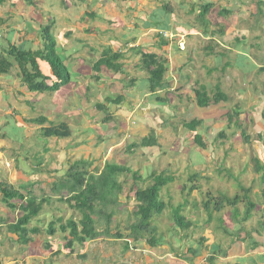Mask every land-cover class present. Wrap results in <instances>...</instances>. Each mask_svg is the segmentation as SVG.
Returning a JSON list of instances; mask_svg holds the SVG:
<instances>
[{
    "label": "rangeland",
    "instance_id": "rangeland-1",
    "mask_svg": "<svg viewBox=\"0 0 264 264\" xmlns=\"http://www.w3.org/2000/svg\"><path fill=\"white\" fill-rule=\"evenodd\" d=\"M32 1L33 5L28 0H18V4L12 5L0 3L4 20L0 19V32L5 38L9 30L21 28L12 37L19 45L24 42L18 34L27 26L32 28L28 31L32 39L35 34L40 35V22L52 24L71 82L60 91L43 93L40 100L41 94L28 92L26 100L20 97L22 105L11 104L25 118L44 115L47 121L43 126L28 123L32 129L20 130L14 127L11 118L9 126L2 130L9 145L7 148L0 145V182L15 188L32 184L31 189L38 195L44 192L49 201L30 225L40 227L42 232L32 235L34 240L24 244L9 239L16 240L17 236L8 231L7 224L15 221L20 212L8 208L0 194L2 264H264V181L255 165L257 160L264 165V0H120L124 5L106 13V17L113 19L104 17L102 23L84 16L91 10L87 6L89 0ZM205 4L212 5L202 15L200 11ZM34 18L38 21H32ZM163 19L174 29L166 32L168 39L158 35L160 29L147 30V22L163 24ZM63 39L66 41L62 43ZM162 39L169 44L160 46ZM25 41L28 48H36V41ZM0 43H4L2 39ZM72 46L75 53L68 57L66 47ZM111 46L123 54L119 60L123 73L105 66L100 71L93 68L101 52ZM1 48L5 45H1L0 51ZM139 50L167 55L170 65L165 73L167 87L174 85V74L189 85L182 93L162 90L160 95L166 97L163 105L148 96L143 91L147 82H142L148 74L142 67ZM10 71L9 77L2 75L1 80L12 79L15 91L24 89L16 64ZM133 79L135 82L131 84ZM201 86L206 87L212 100L216 91L223 92L227 100L198 108L196 91ZM123 94L127 101L119 106L112 102ZM137 95L141 105L151 106V117L159 125L153 120L140 125L136 111L135 115L130 111L138 103ZM68 97L72 98L70 105L65 101ZM3 100L2 123V114L14 111ZM101 103L114 112L108 121L104 120L110 112L102 111L98 107ZM61 109L71 111V117L66 118ZM166 110L169 118L164 117ZM194 116L201 120L196 130L188 126ZM63 119L74 129L69 138L43 135L41 127L57 125ZM153 128L158 135L157 144L129 149L132 142L139 143ZM196 134L201 136L204 147L194 139ZM75 162H84L94 174L110 162L144 176L152 172L174 176V181L162 190L166 208L153 219L159 238L155 246L145 245L148 236L137 242L130 238L128 246L125 238L115 237L116 232L128 237V226L135 220L136 203L125 192L119 195L120 204L108 233L100 221L97 228L102 233L98 238L83 245L74 243L71 248L66 245L71 237L60 231L58 225L54 235L45 232L56 217H73L77 221L81 217L79 211L59 200L51 190ZM82 167L79 169H86ZM126 177L130 182V173L120 175V180ZM139 186H145L144 182ZM193 186L196 187L191 189ZM224 195L240 196L237 216L226 205L220 212L211 209L209 218L204 203ZM248 200L254 206L245 219ZM179 204H183L182 214L191 222V227L185 230L175 227L172 216V207Z\"/></svg>",
    "mask_w": 264,
    "mask_h": 264
},
{
    "label": "trees",
    "instance_id": "trees-1",
    "mask_svg": "<svg viewBox=\"0 0 264 264\" xmlns=\"http://www.w3.org/2000/svg\"><path fill=\"white\" fill-rule=\"evenodd\" d=\"M4 0H0L2 4ZM29 4H34L32 0H28ZM211 4L203 6L202 15L208 12ZM225 12H229L224 9ZM93 15V14H92ZM40 45L38 48H28L26 41L24 44L16 45L15 43H5V48L0 51V76L10 72L11 68L16 64L20 80L30 92H51L57 91L62 86L67 85L71 81V73L66 66L61 55L57 51L56 37L52 32V24L43 25L40 22ZM154 28L160 29L158 35L162 37L160 32L169 28L167 24L155 23ZM206 32V30H204ZM28 40L27 43H29ZM169 42L165 39L161 40L160 46L167 45ZM42 45V47H41ZM32 47V46H31ZM142 56V67L146 69L149 78L147 80V88L156 100L165 101V96H161L160 92L166 90L165 73L168 70V58L160 55L158 52H144L139 50ZM162 56V57H161ZM123 54L113 51L111 48L105 50L100 58L94 63L93 68L100 71L101 67L105 66L114 72H124L123 64L119 62ZM135 79L131 80L134 84ZM146 82V80H145ZM179 89H176V91ZM144 91V90H143ZM175 91V90H173ZM112 99V98H110ZM123 96L116 97L113 103L121 102ZM109 100V98H108ZM226 95L221 91H216V97L212 100L206 91L205 86H201V90L196 91V103L200 108H207L211 104H217L221 101H226ZM102 111L107 110L105 104H98ZM230 114V113H229ZM104 121L111 119V113L106 114ZM264 118V116H263ZM31 123L44 124L47 121L46 117H38L29 120ZM201 123V120H191L190 128L194 130L196 125ZM232 121L229 119V124ZM245 134V132L243 133ZM45 137L68 138L72 135V131L65 123L55 126L43 128ZM223 135V134H221ZM196 142L204 147L202 138L199 134L194 136ZM158 143L155 131H152L148 136H145L139 143L132 142L129 146L130 150H135L137 147H152ZM85 162V161H84ZM75 162L66 176L54 184L53 193H56L59 200H64L70 206L79 211L81 217L75 220L73 217L64 219V217H56L52 220L45 232L48 235H54L59 228L62 232H68L71 240H68L67 246L73 247L74 243L83 245L87 240L98 238L102 231L98 230L97 224L100 221L106 225L105 233L110 231V225L117 213V206L120 204L119 195L126 193L128 199L132 198L135 205V220L129 224L130 234L128 237L122 236L120 232L115 233L116 238H125L126 246L129 240L137 242L144 237L145 245L148 247L155 246L159 238H157V228L153 224L154 217L161 215L166 208V203L163 201V188L174 181V176L165 173L152 172L144 176L137 171L130 169L127 166L115 163H106L101 171L97 174L90 172L87 169L86 162ZM256 169L262 173L264 181V165L257 160L255 162ZM79 166H83L79 169ZM124 173L131 174V181L126 177L120 180V175ZM144 182L145 186H139V183ZM193 186L191 189H194ZM30 188V189H29ZM32 184L23 185L20 188H15L8 183L0 182V194L2 201L12 210H19L20 215L13 222H8L7 229L10 233L15 234L17 239H12L13 242L24 244L31 243L34 240L32 235L40 234L41 228L38 226H30L35 217L39 216L43 210L44 204L49 201L44 192L36 194ZM127 190V191H125ZM24 191V192H22ZM213 202V203H212ZM241 202L240 196L233 197L220 196L215 201H207L204 203V208L208 211L209 218L212 216V211L220 212L226 205H229L235 210ZM213 204V206L211 205ZM248 209L245 214L247 219L250 216V211L254 206L251 200L247 201ZM173 209V220L176 228L182 230L191 227V222L182 214L183 204H179ZM264 224V222H263ZM58 225V228L56 227ZM114 236V235H113ZM128 248V247H126ZM215 248H218L215 246ZM71 252H73L71 250ZM0 264H2L0 256Z\"/></svg>",
    "mask_w": 264,
    "mask_h": 264
},
{
    "label": "crops",
    "instance_id": "crops-1",
    "mask_svg": "<svg viewBox=\"0 0 264 264\" xmlns=\"http://www.w3.org/2000/svg\"><path fill=\"white\" fill-rule=\"evenodd\" d=\"M14 3H19L18 2V0H4L3 1V5L5 4H10V5H12V4H14ZM124 4H122L121 2H120V0H104V2L103 1H101V0H89L88 1V3H87V6L89 7V8H91V10H87L86 12H85V14H84V16L85 17H90V18H92V19H94L95 21L94 22H96V23H99V22H104V20H103V18L105 17V18H108V19H113V18H110V17H106V13H113V10H115L116 8H118V7H121V6H123ZM168 6H170V5H168ZM97 11H100L101 13H98ZM201 12V11H200ZM188 13H189V11H188ZM93 14V15H92ZM189 14H191V13H189ZM155 17V16H154ZM157 17V16H156ZM84 17H82V19H83ZM97 18H99V19H97ZM0 19H1V21L3 22L4 20L2 19V14H1V12H0ZM38 21V19L37 18H34V19H32V21ZM99 20V21H98ZM143 20V19H142ZM156 20H160L158 17H157V19ZM114 21V20H113ZM144 21V20H143ZM112 23H114V22H112ZM155 23H160V22H147L146 23V26H147V30H156V28H154V27H152V26H154L153 24H155ZM162 23H164V24H168V22H166L164 19H163V21H162ZM69 24H70V22H69ZM169 26V28L168 29H166V30H164V31H174V29H173V27L172 26H170V25H168ZM20 29L21 28H17V31L19 32L20 31ZM31 29L32 28H30V27H28L27 26V29H25L24 28V30H23V33H20V34H18V36L19 37H21L22 39H23V42L25 43V40L27 39V40H30L29 42H35L36 41V45L37 46H39V44H40V41H39V38H40V36H38V34H35V36L34 37H32V39L29 37V36H31L30 34H28L29 32V30L31 31ZM11 30H9V32L7 33V35H6V37L5 38H3V36H2V33L0 32V40L2 39L3 40V42L4 43H0V47H1V45H2V47H3V45H5V43H10V41L12 40V42L11 43H14V38H12L13 36L14 37H16L15 36V34L17 33V31H11ZM72 34V33H71ZM24 36V37H23ZM29 37V38H28ZM70 37V34L68 33V36H67V39ZM174 39H176V38H174ZM63 41H66L65 39H63L62 40V43H63ZM23 43V44H24ZM60 43H59V40H58V45H59ZM169 44V43H168ZM57 45V51H58V53L60 54V52H59V46ZM130 46H132V44H129ZM37 46H36V48H37ZM67 46H68V44H67ZM80 46V48H81V46H83V44L82 45H79ZM163 47V46H162ZM79 47H78V51H79V49H80ZM109 48H111L113 51H117V50H115L114 49V46H111V47H107V48H105V50H108ZM179 48V47H178ZM2 49V48H1ZM74 50H75V47H71V48H68V47H66V54H67V56L69 57V56H72L75 52H74ZM104 50V51H105ZM78 51H77V53H78ZM103 51V52H104ZM179 51L180 52H182V50H180L179 49ZM103 52H101V54L103 53ZM147 52V51H146ZM61 55V54H60ZM101 56V55H100ZM167 56V55H166ZM165 56V57H166ZM100 58V57H99ZM169 59V58H168ZM77 61H80V60H78V58H77ZM81 61H84V58H82V60ZM65 62V61H64ZM66 64V63H65ZM168 66H170V65H168ZM69 68V67H68ZM106 68V67H105ZM178 70H180V66H178ZM11 72V71H10ZM9 72V73H10ZM9 73H7V74H4V75H7V77H9ZM116 73V72H115ZM2 76V75H1ZM1 76H0V102L3 100V101H7V103H8V109H10V108H12V109H14V111H10L9 112V114H7L6 112H4L2 115H4V121H3V123L2 122H0V125H2L3 127L0 129L1 131V133H0V145H1V143H2V145L4 146V147H8L7 145H9V140H7V139H5V135L6 134H4V133H2V130L3 129H5V128H7L8 126H9V121H12L11 120V118L13 119V121H14V127L15 128H18V129H20V130H27V129H32V128H28V123L29 124H32V125H34V124H36V123H31L29 120L31 119V118H25V116L23 115V114H19V112L17 111V108H16V106H14V105H11V104H13V103H16V104H19V105H22V101H21V98L20 97H22V96H24V98H25V100H26V97L28 96V92H30V91H28V89H27V87L26 86H24V89L23 88H21V90L20 89H18L17 91H15V89H16V85H15V83L12 81V79H10V80H1ZM173 77H174V85L173 84H169L168 85V87H167V89H170L171 91H173V90H176V89H178V87L180 88L179 90H178V92L180 91V93H182L183 92V88H185V86L186 85H189L188 83H185L184 82V78L183 79H180V75H176V74H174L173 75ZM148 78H149V75H148V77H146V82H147V80H148ZM165 79H166V76H165ZM183 80V81H182ZM186 80V79H185ZM21 81V80H20ZM177 81H178V83H177ZM182 83H181V82ZM71 82V81H70ZM142 82H144V83H146L145 81H142ZM184 82V83H183ZM22 83V82H21ZM23 84V83H22ZM177 84L179 85V86H177ZM2 85L3 86H6L7 88L5 89L4 87H2ZM69 84H67L66 86H68ZM65 86V85H64ZM63 88V86L61 87V89ZM147 88V87H146ZM60 89V90H61ZM59 90V91H60ZM27 91V92H26ZM144 92H146V94H148V96H150L151 98H152V94L150 93L149 94V89H145L144 90ZM185 92H187L186 90H185ZM32 95H35V96H37L38 94H41V95H39L40 96V98H39V100L40 99H42L43 98V93H46V92H43V93H37V92H30ZM187 95V94H186ZM185 96V95H184ZM137 97H138V103L136 104V105H134L133 107H131L130 108V111H132V114H134L135 115V112H134V110L136 111V114L139 116V119L141 120V124L140 125H142V126H145V125H147V123L146 122H148V120L149 121H151V120H153L152 119V117H151V113L149 112V110H151V106L149 107V105L147 104L145 107L143 106V105H141L140 104V102H141V99H140V96L139 95H137ZM70 100H72V98L71 97H68L65 101H66V104L67 105H70ZM128 99L127 98H125V96H124V94H123V99H122V101L121 102H118V103H114V104H116L117 106H119L120 104H122L124 101H127ZM154 100H156V99H154ZM153 100V101H154ZM190 100L192 101V97H190ZM113 101V100H112ZM165 103V101H163V103H162V105ZM0 107H2V106H0ZM4 108H5V106H4ZM198 108H200V107H198ZM208 108V107H207ZM63 109H61L60 111H62ZM108 110V109H107ZM110 110H111V108H110ZM110 110H109V112H110ZM117 110H119V109H117ZM168 110H170V109H168ZM168 110H166V113L164 114V117H167V118H169V114H167V111ZM0 111H1V113H2V111H3V109L2 108H0ZM65 112H67V113H65ZM71 111H68V110H63V113L65 114V115H67V117L66 118H69V117H71L70 116V113ZM105 112V111H104ZM112 112V111H111ZM110 112V113H111ZM112 113H114V112H112ZM16 114H18V115H16ZM19 116H21V117H19ZM40 116H42V115H40ZM43 117H47V116H44L43 115ZM49 119V118H48ZM194 119H196V117L194 116V117H192V120H194ZM198 120H200V119H198ZM154 124H156V125H159L160 124V122H158V121H156V120H153L152 121ZM63 123H65V124H67L68 126H69V128H70V130L72 131V130H74L73 129V126H71V124L69 123V121L68 120H66V119H63L62 121H60L59 123H57V125H60V124H63ZM11 126H13V125H11ZM41 126H43V125H41ZM55 126V125H54ZM34 127V126H33ZM45 128V127H44ZM41 130H43V128L41 127L40 128ZM154 130V128L153 129H151L150 131H153ZM194 130H196L195 128H194ZM159 134V133H158ZM148 134L146 133L145 134V136H147ZM157 135V134H156ZM144 136V137H145ZM158 136V135H157ZM48 138H51V137H48ZM56 138H58V137H56ZM69 138V137H68ZM60 139V138H59ZM61 139H67V138H61ZM53 188V187H52ZM52 188H51V190H52ZM176 260L177 261H181L180 259H178V258H176ZM177 264H181V263H179V262H176Z\"/></svg>",
    "mask_w": 264,
    "mask_h": 264
},
{
    "label": "clouds",
    "instance_id": "clouds-1",
    "mask_svg": "<svg viewBox=\"0 0 264 264\" xmlns=\"http://www.w3.org/2000/svg\"><path fill=\"white\" fill-rule=\"evenodd\" d=\"M205 5H207V4H205ZM212 5V4H211ZM204 6V5H203ZM202 11V10H201ZM164 32H167V31H162V32H160L161 34H162V36L164 37V38H166V39H168V38H170V37H165L164 36ZM174 35V34H173ZM177 35V34H176ZM175 36V35H174ZM172 37V36H171ZM176 37V36H175ZM179 49H181V48H179Z\"/></svg>",
    "mask_w": 264,
    "mask_h": 264
},
{
    "label": "built area",
    "instance_id": "built-area-1",
    "mask_svg": "<svg viewBox=\"0 0 264 264\" xmlns=\"http://www.w3.org/2000/svg\"><path fill=\"white\" fill-rule=\"evenodd\" d=\"M165 37H170L166 32H164ZM172 36V35H171Z\"/></svg>",
    "mask_w": 264,
    "mask_h": 264
}]
</instances>
